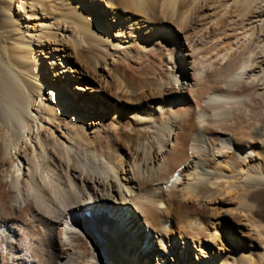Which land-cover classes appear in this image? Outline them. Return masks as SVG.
I'll list each match as a JSON object with an SVG mask.
<instances>
[{
    "label": "bare ground",
    "instance_id": "obj_1",
    "mask_svg": "<svg viewBox=\"0 0 264 264\" xmlns=\"http://www.w3.org/2000/svg\"><path fill=\"white\" fill-rule=\"evenodd\" d=\"M0 264H264V0H0Z\"/></svg>",
    "mask_w": 264,
    "mask_h": 264
},
{
    "label": "rangeland",
    "instance_id": "obj_2",
    "mask_svg": "<svg viewBox=\"0 0 264 264\" xmlns=\"http://www.w3.org/2000/svg\"><path fill=\"white\" fill-rule=\"evenodd\" d=\"M181 56H182V52H181V54H180Z\"/></svg>",
    "mask_w": 264,
    "mask_h": 264
}]
</instances>
